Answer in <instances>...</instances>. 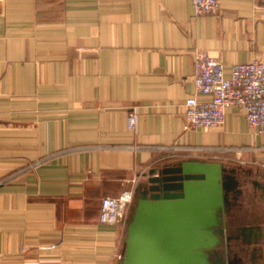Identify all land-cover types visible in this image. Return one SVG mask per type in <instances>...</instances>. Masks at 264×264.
Segmentation results:
<instances>
[{"label": "crops", "instance_id": "0c3cea01", "mask_svg": "<svg viewBox=\"0 0 264 264\" xmlns=\"http://www.w3.org/2000/svg\"><path fill=\"white\" fill-rule=\"evenodd\" d=\"M220 2L197 15L192 0H0V264H117L124 223L99 220L102 198L205 157L185 147L250 172L264 231V134L239 107L184 128L197 51L227 75L264 61V0Z\"/></svg>", "mask_w": 264, "mask_h": 264}, {"label": "water", "instance_id": "95a60500", "mask_svg": "<svg viewBox=\"0 0 264 264\" xmlns=\"http://www.w3.org/2000/svg\"><path fill=\"white\" fill-rule=\"evenodd\" d=\"M250 175L197 155L151 167L137 183L134 201L121 220L117 264H235V259L244 264L238 250L264 249L263 227L254 217L255 208L245 209L243 221H228L226 213L242 195L240 205L250 202V184L244 187L242 181L248 182ZM221 250L235 251V259H225Z\"/></svg>", "mask_w": 264, "mask_h": 264}, {"label": "built area", "instance_id": "2783aa9c", "mask_svg": "<svg viewBox=\"0 0 264 264\" xmlns=\"http://www.w3.org/2000/svg\"><path fill=\"white\" fill-rule=\"evenodd\" d=\"M197 15H218L220 0H192ZM193 81L196 95L186 101V131L196 128H215L225 123L230 107L241 108L249 126L264 134V61L254 58L249 62L235 63L227 75L224 63L206 50L195 54ZM209 95L200 100L198 95ZM138 122V107L128 112L127 125L135 130ZM169 148V147H167ZM177 149V148H175ZM205 147H185L182 151L207 152ZM197 155V154H196ZM202 156V155H200ZM135 198L134 188H123L118 194L105 196L101 200L99 220L117 223L124 219Z\"/></svg>", "mask_w": 264, "mask_h": 264}, {"label": "flooded vegetation", "instance_id": "af4514ba", "mask_svg": "<svg viewBox=\"0 0 264 264\" xmlns=\"http://www.w3.org/2000/svg\"><path fill=\"white\" fill-rule=\"evenodd\" d=\"M243 178L245 179V176H243ZM242 181H243V186L244 187H245V185L250 184L249 185V189H248L250 202L248 203V202L245 201L246 203L244 202L245 203L244 205H240L241 201H244L245 200V196H246V195H242L243 196L242 199H240V201L238 203H236V205L234 204L232 206V209L229 212V214L226 213V218H228L226 220H228V221H231V220H236V221H240L241 220V221H243L241 219V217H243V214H244L246 208H251V209L255 208V209H257L258 197H257V194H256V190H254V186L255 185L253 184V181L251 180V178L248 180V182H246L247 180L246 181L242 180ZM253 191H254V193H253ZM252 220L253 219H251V221ZM232 232H233V234H236V233H234V231H232ZM226 244H228V241L226 242ZM221 248H224V246L223 247H219V249H221ZM233 253H235V251L228 253L227 251L224 252L223 250H221L219 252V254H223L224 255L225 259L227 257H229L230 259L234 260L235 258H233V256H234ZM238 253L240 255H243V257L245 258V263L244 264H264V251L261 248L260 249H256V250H252L250 252H244V251L240 252L238 250ZM234 262H235V264H242V262H240L239 260H236V259H235Z\"/></svg>", "mask_w": 264, "mask_h": 264}, {"label": "rangeland", "instance_id": "374dc122", "mask_svg": "<svg viewBox=\"0 0 264 264\" xmlns=\"http://www.w3.org/2000/svg\"><path fill=\"white\" fill-rule=\"evenodd\" d=\"M227 150V149H226ZM217 153H210V152H200V155L210 158L211 156H214Z\"/></svg>", "mask_w": 264, "mask_h": 264}]
</instances>
